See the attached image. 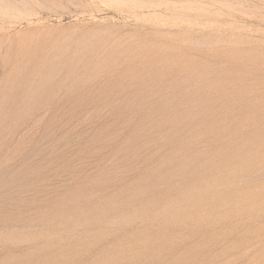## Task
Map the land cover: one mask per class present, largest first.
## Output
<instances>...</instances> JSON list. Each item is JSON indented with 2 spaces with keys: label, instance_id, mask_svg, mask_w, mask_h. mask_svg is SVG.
I'll list each match as a JSON object with an SVG mask.
<instances>
[{
  "label": "rangeland",
  "instance_id": "obj_1",
  "mask_svg": "<svg viewBox=\"0 0 264 264\" xmlns=\"http://www.w3.org/2000/svg\"><path fill=\"white\" fill-rule=\"evenodd\" d=\"M0 264H264V0H0Z\"/></svg>",
  "mask_w": 264,
  "mask_h": 264
}]
</instances>
